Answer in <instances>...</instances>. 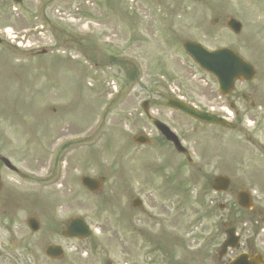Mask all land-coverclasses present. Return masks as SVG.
<instances>
[{"label":"rangeland","instance_id":"374dc122","mask_svg":"<svg viewBox=\"0 0 264 264\" xmlns=\"http://www.w3.org/2000/svg\"><path fill=\"white\" fill-rule=\"evenodd\" d=\"M229 18L241 23L240 35L225 27ZM249 32L264 46L257 36H264V0H0V155L19 171L0 167V264L26 257L27 264H166L152 244L190 264L205 248L217 252L227 226L243 231V244L250 214L234 195L246 190L264 200V59L252 60L249 84L236 85L255 103L237 101L238 132L199 127L164 103L175 95L206 110L220 106L215 111L232 119L182 43L248 55ZM144 101L151 118L182 140L192 165L159 139ZM138 134L152 144L133 145ZM217 175L230 178L228 193L209 189ZM83 176L106 182L91 194ZM133 199L142 209L131 207ZM30 215L44 230L27 229ZM72 216L91 228L89 240L45 230ZM48 243L62 247L59 261L45 259Z\"/></svg>","mask_w":264,"mask_h":264},{"label":"water","instance_id":"95a60500","mask_svg":"<svg viewBox=\"0 0 264 264\" xmlns=\"http://www.w3.org/2000/svg\"><path fill=\"white\" fill-rule=\"evenodd\" d=\"M13 1L18 3L20 0ZM227 27L231 29L235 34H237L240 30V25L233 20H230L227 23ZM183 49L202 70L214 75L217 78L220 91L223 94H228L232 90L233 83L235 82V80L250 81L254 76L253 68L247 63H245L237 54L227 48H222L210 52L204 49L199 44L185 42L183 44ZM165 105L167 107L179 110L180 112L204 123L216 124L226 128L232 127L231 125L226 124L221 119L208 116L204 113H198L175 100H168ZM143 109L146 112V103L143 104ZM153 124L159 130V132H161V134L165 137L167 141L173 143L177 152L186 153L185 149L180 146L176 137L165 126H163L157 121H153ZM133 141L138 144L149 143L147 139L141 136L134 138ZM1 160L6 165H8L7 161H5L4 159ZM103 181L104 179L91 180L89 178L84 177L81 179V184L88 190L92 192H97L100 189ZM229 184V179L223 176H218L212 180L211 189L216 192H225L228 189ZM236 199L238 205L242 208H250V199L247 193L239 192L236 196ZM137 204L138 203H134V205ZM28 224L33 231L37 230L35 222L29 221ZM225 233L227 235V240L221 247L220 256L224 255L228 247L238 248V238L234 235V229H228L225 231ZM64 234L68 236H77L80 238H85L89 235V231L87 230V227L84 225L83 221L78 219L71 222L67 231ZM46 254L56 258L61 255V251L58 248L50 247L47 249ZM249 263V258L245 255H242L236 260H233L230 264Z\"/></svg>","mask_w":264,"mask_h":264},{"label":"flooded vegetation","instance_id":"af4514ba","mask_svg":"<svg viewBox=\"0 0 264 264\" xmlns=\"http://www.w3.org/2000/svg\"><path fill=\"white\" fill-rule=\"evenodd\" d=\"M252 23H255L254 20L251 21ZM261 28V27H260ZM257 30V29H256ZM249 36H250V40L249 42H251L249 45L252 46H248L247 49L250 51V53H248V55H246V53L239 47L236 48L235 46V50L237 53H239L240 55H242V57H244L249 63L253 64V61L256 60V58H260V59H264V46L260 45L258 43H254L252 41V36L251 33L249 32ZM257 36L261 37L262 39H264V36L260 33L257 34ZM248 42V43H249ZM245 49V48H244ZM253 60V61H252ZM238 84H247V83H238ZM249 84V83H248ZM243 95L246 98H249V94H245V93H237L236 92V87L234 89V91L229 94L227 97L224 98V100L227 102L228 106L231 108H233V111H236V105H237V101H241L242 103H246L247 102L244 101V99L242 98ZM187 102V101H186ZM187 104L193 106L195 109L201 111V112H208L211 113L215 116L221 117V118H225L224 114H220L219 112H216L215 109H219L220 106H217V108H212V107H207V110L205 109L206 106H199L193 102H187ZM177 113V112H176ZM181 115V114H180ZM238 115V112L236 111V114H234V116L236 117ZM183 116V115H182ZM232 117L233 121H235V123L237 124V126L239 125V123L237 122V119L235 117ZM185 117V116H183ZM186 119H189L190 121H192V123L196 124L199 127L202 128H209V129H215L218 131H223V129L221 128H215L209 125H203L200 124L196 121H194L191 118L185 117ZM236 131V130H234ZM239 131V130H237ZM179 138V137H178ZM182 143V140L179 139ZM168 146L173 150V147L168 144ZM184 146V145H183ZM185 147V146H184ZM187 148V147H185ZM188 150V149H187ZM182 159L185 158L186 161V156L183 155H179ZM189 163V162H188ZM192 162H190L189 164H191ZM2 165V164H0ZM1 197H3V189L2 186L0 187V199ZM260 201V200H259ZM253 202V208L250 211V215L247 217L246 222L249 225V236L246 240H244V243L242 244V250L237 252L236 254L232 255V258L235 257L237 254H239L240 252L246 253L248 254L251 258L255 257V256H260L262 259V263L264 264V200L262 202ZM33 216V215H32ZM35 217V216H34ZM38 218V217H36ZM39 219V218H38ZM68 220L62 222L60 225H56L53 222H49L47 225V228H45V230L48 232L53 233L54 235L61 233V231L65 228V226L67 225ZM43 226H45V222L42 225H39L41 230L43 229ZM243 233V231L241 232ZM239 232V238L240 240L242 239V234ZM50 237L51 235H45ZM170 249L167 250V254L162 255L163 258L161 259L159 258V261H166L168 264H183L181 263H176V259L174 257L173 254H171ZM27 253V251H26ZM211 254L209 251L204 250L202 254H195L194 258H193V263L190 264H224L223 261L217 257H214L213 254ZM167 259V260H166ZM191 262V261H190ZM26 264H27V259H26Z\"/></svg>","mask_w":264,"mask_h":264}]
</instances>
